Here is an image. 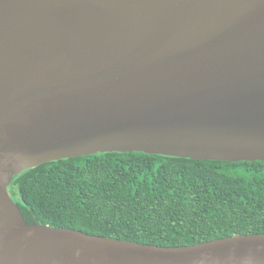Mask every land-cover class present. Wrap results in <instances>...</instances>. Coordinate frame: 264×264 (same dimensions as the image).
<instances>
[{"label": "water", "instance_id": "95a60500", "mask_svg": "<svg viewBox=\"0 0 264 264\" xmlns=\"http://www.w3.org/2000/svg\"><path fill=\"white\" fill-rule=\"evenodd\" d=\"M108 151L264 161V0H0V264H264V233L140 243L29 224L7 192Z\"/></svg>", "mask_w": 264, "mask_h": 264}, {"label": "trees", "instance_id": "16d2710c", "mask_svg": "<svg viewBox=\"0 0 264 264\" xmlns=\"http://www.w3.org/2000/svg\"><path fill=\"white\" fill-rule=\"evenodd\" d=\"M7 192L29 224L181 246L264 233V161L96 152L22 170Z\"/></svg>", "mask_w": 264, "mask_h": 264}]
</instances>
